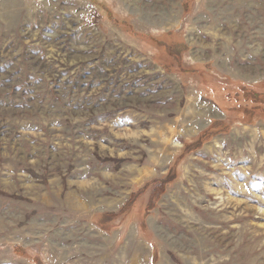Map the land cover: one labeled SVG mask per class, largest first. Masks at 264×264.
<instances>
[{"label":"rangeland","instance_id":"rangeland-1","mask_svg":"<svg viewBox=\"0 0 264 264\" xmlns=\"http://www.w3.org/2000/svg\"><path fill=\"white\" fill-rule=\"evenodd\" d=\"M0 264H264V0H0Z\"/></svg>","mask_w":264,"mask_h":264}]
</instances>
